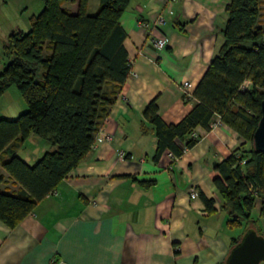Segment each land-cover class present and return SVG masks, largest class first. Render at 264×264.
<instances>
[{
	"label": "crops",
	"instance_id": "crops-1",
	"mask_svg": "<svg viewBox=\"0 0 264 264\" xmlns=\"http://www.w3.org/2000/svg\"><path fill=\"white\" fill-rule=\"evenodd\" d=\"M229 3L131 0L119 19L130 73L101 119L87 155L16 226L0 220V264L224 261L242 228L236 227L238 232L227 225L212 165L246 140L226 124L216 123L218 116L213 115L210 130L197 126L192 131L197 143L181 156L167 151L156 156V139L142 113L155 99L162 121L175 124L193 109L196 101L184 95L182 83L191 84L192 95L222 43ZM95 4L91 12L89 0L88 13L96 12L99 0ZM64 7L74 13L77 2ZM161 38L166 45L157 49L153 40ZM101 130L112 135L110 142L98 139ZM28 138L17 154L33 164L52 146L41 138L28 148ZM0 174V191L18 193V183L1 165ZM201 193L213 200V210L206 209ZM260 203L256 198L255 215Z\"/></svg>",
	"mask_w": 264,
	"mask_h": 264
},
{
	"label": "trees",
	"instance_id": "trees-1",
	"mask_svg": "<svg viewBox=\"0 0 264 264\" xmlns=\"http://www.w3.org/2000/svg\"><path fill=\"white\" fill-rule=\"evenodd\" d=\"M74 2L72 13L64 5ZM88 2L43 0L41 12L30 17L29 30L11 31L3 43L0 96L15 85L26 102L16 118L0 117V165L19 185L16 194L0 191V220L11 228L87 155L130 73L119 19L131 0H99L93 14ZM225 10L222 43L191 95L193 109L180 122L166 124L152 99L142 115L155 136L156 156L164 151L181 156L197 143L192 135L197 126L210 130L213 115L246 140L212 165L227 225L242 228L232 248L248 229L264 237V152L252 145L264 100V0H230ZM32 134L52 149L29 164L17 148ZM201 198L213 210V200L202 193ZM256 198L261 200L258 215L253 213Z\"/></svg>",
	"mask_w": 264,
	"mask_h": 264
},
{
	"label": "rangeland",
	"instance_id": "rangeland-1",
	"mask_svg": "<svg viewBox=\"0 0 264 264\" xmlns=\"http://www.w3.org/2000/svg\"><path fill=\"white\" fill-rule=\"evenodd\" d=\"M90 11L95 9V0H91ZM94 5V6H93ZM43 0H0V70L6 63L1 52L3 43L13 30L27 32L30 28V17L38 15L43 9ZM93 7V8H92ZM261 22L264 24V14ZM26 109V102L15 85H10L0 96V117L14 119ZM39 136L31 135L27 140L28 148L37 146ZM259 212V210H258ZM264 225V219L262 223ZM232 230L239 232L238 228ZM261 264H264L262 262Z\"/></svg>",
	"mask_w": 264,
	"mask_h": 264
},
{
	"label": "water",
	"instance_id": "water-1",
	"mask_svg": "<svg viewBox=\"0 0 264 264\" xmlns=\"http://www.w3.org/2000/svg\"><path fill=\"white\" fill-rule=\"evenodd\" d=\"M244 45H250L249 42ZM253 149L264 152V100L261 102V116L252 135ZM226 264H260L264 262V237L253 229L242 234L239 242L230 248Z\"/></svg>",
	"mask_w": 264,
	"mask_h": 264
},
{
	"label": "built area",
	"instance_id": "built-area-1",
	"mask_svg": "<svg viewBox=\"0 0 264 264\" xmlns=\"http://www.w3.org/2000/svg\"><path fill=\"white\" fill-rule=\"evenodd\" d=\"M162 21H163V19L160 17L159 22H162ZM153 45L157 49H163L166 45V41L162 38L161 39H154ZM190 86H191V84L187 81L182 83V89L184 91L185 96H191V93L189 91ZM243 86H245V84ZM216 123L221 124L219 117H218V120ZM98 139L102 142H110L112 140V135L110 133L106 132L105 130H101L99 132ZM118 155L123 156V153L120 152ZM169 155L173 157V155L171 153H169ZM53 191L51 193H53ZM195 197H196V192L193 190V191H191V198H195Z\"/></svg>",
	"mask_w": 264,
	"mask_h": 264
}]
</instances>
